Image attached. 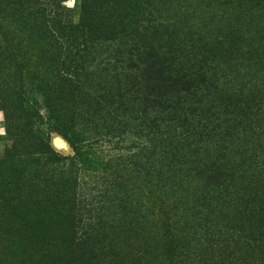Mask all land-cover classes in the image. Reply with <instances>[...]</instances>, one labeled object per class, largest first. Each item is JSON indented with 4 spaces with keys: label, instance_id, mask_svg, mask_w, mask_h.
<instances>
[{
    "label": "trees",
    "instance_id": "1",
    "mask_svg": "<svg viewBox=\"0 0 264 264\" xmlns=\"http://www.w3.org/2000/svg\"><path fill=\"white\" fill-rule=\"evenodd\" d=\"M5 1L0 39L12 32L8 20L27 25L23 16L32 15L35 5L48 41H61L50 45L32 33L41 46L33 55L37 65L18 60L26 81L20 104L45 109L48 126L65 135L75 152L62 163L43 142L47 138L34 132L35 153L67 172L50 184L53 191L40 193L41 219L56 226L47 242L52 264H140L151 255L163 257L172 230L198 226L211 206L264 222V80H219L226 76L220 68L244 42L237 31L203 42L184 32V12L179 22L165 17L175 9L169 0H81L78 21L70 24L59 21L56 0ZM245 61L253 70L260 65L259 57ZM84 134L87 146L79 138ZM114 139L134 142L125 156L104 161L95 148ZM21 156L6 153L0 167L10 160L14 166ZM76 164L81 174L121 168L128 180L103 186L101 193L112 195L107 206L86 204L71 191ZM111 208L116 212L110 214ZM130 240L141 247L135 260L125 262L120 246ZM33 242L35 251L44 245Z\"/></svg>",
    "mask_w": 264,
    "mask_h": 264
},
{
    "label": "rangeland",
    "instance_id": "2",
    "mask_svg": "<svg viewBox=\"0 0 264 264\" xmlns=\"http://www.w3.org/2000/svg\"><path fill=\"white\" fill-rule=\"evenodd\" d=\"M169 1L175 9L168 10L165 17L179 22L177 18L184 12L185 18L180 22L183 21L184 32L188 35L196 33L198 39L209 42L210 35L213 37L219 33L237 31V36L244 41L241 50L236 55H231L225 63L227 67L220 68L221 71L226 69L224 71L226 76H220V82L225 79L224 77L229 80L228 75L231 79L243 76L245 81H248L249 77L264 80V0ZM8 3L0 0V8L5 10ZM55 3L61 9L58 11L49 9L58 13L62 24L77 23L81 0H56ZM168 8L169 3L164 9ZM29 9L33 10V14L23 16L29 23L15 26L13 20L12 22L8 20V27L12 32L7 34V40L0 39V159L4 158L6 153L14 155L19 151L24 153L20 159L13 160L14 166H11L10 160L0 167V264H52V260L47 258V252H50L47 242L53 238L52 231L56 226H51L46 219H41L43 208L39 210L40 193L43 190L53 191L55 186L50 184L64 180L67 172L42 160L35 153L33 142H39L35 139L39 138L38 134H41L42 138H47L46 141L43 139V142H49L51 150L62 163L66 162V159H73L75 155L69 139L48 126V113L45 109L37 105L29 111L20 104V100L23 99V83L26 81L20 73L19 57L20 59L26 57L32 67L36 66L33 55L38 54L37 48L41 47L40 43L38 45L35 42L37 38L32 33L38 32L39 40L46 39L50 45L61 43L59 39L48 41L50 34L45 33L46 25L41 24L43 21L41 16H38L36 21L37 15L34 10H37V7L32 5ZM6 12L9 13L8 10ZM173 20L170 24L174 23ZM106 45L105 49L108 48V43ZM246 53L249 55H244ZM248 57H259L260 65L256 70L246 67L251 63L245 61ZM238 64L242 65L239 67ZM29 69L25 65V70ZM219 74L220 72L216 76ZM52 75L54 72L47 73L46 76L51 78ZM44 78L46 79L45 76ZM4 98L5 102L8 100L10 102L3 104ZM63 105L68 108L67 104ZM79 138L86 142L85 146L90 144L87 143L90 141L87 135H81ZM111 142L110 145L98 144L95 148L94 152L104 161L125 156L129 142L134 140L114 139ZM81 170L77 164L72 169L71 176L76 188L71 191L75 198L78 199L80 194V201L85 200L86 204L94 206L97 202L107 206L108 204L104 202L112 199V195L101 193L103 186L119 183V178L128 180L129 175L121 172V168L113 174L97 170L81 174ZM126 188L128 191L130 186L127 185ZM231 209L232 207L225 208L221 205L214 209L211 206L209 211H212V214H206L204 216L206 220L204 218L198 220V226L192 228L179 226L178 229L175 227L172 230L174 238H170L166 247L168 255L163 257L151 255L150 258H143L140 264H264L263 220L256 215L253 218L238 215L236 214L238 211ZM115 212L114 208L109 210L110 214ZM230 213L232 215H229ZM37 239L44 242V245L38 244L41 249L36 245L35 251L33 241ZM131 243V240L122 241L120 246L125 262L135 260L136 253L141 247L133 243L131 246Z\"/></svg>",
    "mask_w": 264,
    "mask_h": 264
}]
</instances>
